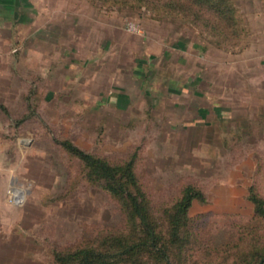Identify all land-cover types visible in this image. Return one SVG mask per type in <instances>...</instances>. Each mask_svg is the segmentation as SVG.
I'll list each match as a JSON object with an SVG mask.
<instances>
[{
	"label": "rangeland",
	"instance_id": "374dc122",
	"mask_svg": "<svg viewBox=\"0 0 264 264\" xmlns=\"http://www.w3.org/2000/svg\"><path fill=\"white\" fill-rule=\"evenodd\" d=\"M228 1V24L194 0L46 1L54 22L0 64V103L10 109L0 110L9 137L0 264H50L57 252L106 248L133 232L123 200L60 140L115 164L136 154L163 237L184 188L204 192L184 244L172 246L178 264H235L264 247V218L249 197L254 188L264 198V0ZM201 72L202 95L181 89Z\"/></svg>",
	"mask_w": 264,
	"mask_h": 264
},
{
	"label": "trees",
	"instance_id": "16d2710c",
	"mask_svg": "<svg viewBox=\"0 0 264 264\" xmlns=\"http://www.w3.org/2000/svg\"><path fill=\"white\" fill-rule=\"evenodd\" d=\"M223 2L230 7H225ZM194 3L200 9L210 11L220 21L228 24L230 18L233 20V7L228 0H194ZM59 143L83 161L90 180L102 182L111 194L123 200L129 210L131 224L135 227L127 237L115 235L110 241H105L108 244L106 248L84 245L71 251L57 252L50 264H146L145 258L157 264H178L173 258L172 246L184 244L186 237L182 233L190 218L189 208L195 199H206L204 192L193 185L184 188L180 198L172 206L168 216L167 237H163L148 211L144 192L138 183L134 169L136 154L124 163L115 164L81 149L69 140H60ZM249 197L255 204L256 214L264 218V198L254 188L250 189ZM254 248L248 256L247 253L244 254L247 257L235 264H264V247L260 249L255 245ZM221 262L223 263L218 264H230L233 260L226 257Z\"/></svg>",
	"mask_w": 264,
	"mask_h": 264
},
{
	"label": "crops",
	"instance_id": "0c3cea01",
	"mask_svg": "<svg viewBox=\"0 0 264 264\" xmlns=\"http://www.w3.org/2000/svg\"><path fill=\"white\" fill-rule=\"evenodd\" d=\"M47 0H0V64L1 63H14L15 56L12 52L19 46L21 42L24 48H31L32 41L39 34L44 32V23L54 22L52 13L54 10L48 8ZM184 42L178 43L180 48H186L187 44ZM190 50H199V55L206 50L205 45L201 42H194L193 46L190 45ZM200 66H204L202 63ZM187 80V85L180 86L183 91L202 95L205 89L204 74L197 73L194 77ZM189 86V87H188ZM191 88V89H190ZM0 110L8 113L7 105L0 103ZM7 120L0 117V178L6 176L8 171H1L3 163L1 162L3 152L7 151L3 144L9 143V137L5 133L1 134V130L6 124ZM5 160V159H4ZM1 180V179H0ZM1 203V202H0Z\"/></svg>",
	"mask_w": 264,
	"mask_h": 264
},
{
	"label": "built area",
	"instance_id": "2783aa9c",
	"mask_svg": "<svg viewBox=\"0 0 264 264\" xmlns=\"http://www.w3.org/2000/svg\"><path fill=\"white\" fill-rule=\"evenodd\" d=\"M136 29V28H135ZM11 191V194H12V196H11V198H12V200L14 201V202H16V203H18V202H20V199H19V197H21L22 195H21V190H17V189H11L10 190ZM20 191V192H19Z\"/></svg>",
	"mask_w": 264,
	"mask_h": 264
}]
</instances>
